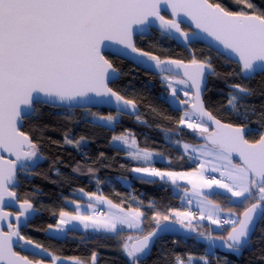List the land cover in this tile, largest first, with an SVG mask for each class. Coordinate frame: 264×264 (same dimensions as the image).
<instances>
[{"label": "snow or ice", "instance_id": "6c2138e0", "mask_svg": "<svg viewBox=\"0 0 264 264\" xmlns=\"http://www.w3.org/2000/svg\"><path fill=\"white\" fill-rule=\"evenodd\" d=\"M167 10L171 19L162 14ZM181 16L211 37L228 55V62L236 65L223 77L229 91L222 93L223 103L216 108L205 99L208 78H221L210 56L199 59L193 55L187 62L162 59L137 46V31L145 35L153 30V24H158L161 33L171 39L176 38L174 34L186 43L196 38L197 31L181 27ZM110 45L134 55L137 63L151 62L150 66L163 74L169 96L183 106L176 127L171 130L177 136L176 147L182 148L178 159L190 155L196 166L186 171L154 166V157L161 153L141 147L131 129L113 134L110 145L117 150L122 145L130 149L126 153L129 158L143 161L145 166L131 169L142 182L159 181L182 190L181 201L189 206L195 202L197 211L191 207L156 210L151 216L154 227L145 234L141 226L147 218L146 211L140 207L125 209L103 195L81 188L79 191L89 201L106 203L109 211L98 212L95 204L89 203L92 213H83L77 204L75 213L61 210L55 225L49 224L48 230L63 233L70 224L78 223L86 230L119 237L125 227L136 229L138 235H129L119 245L126 264H144L155 240L161 233L172 231L171 225L197 233L208 241L209 247L198 258L192 254L174 255L169 264H214L212 257L215 264H221L216 253L218 245L235 255L251 245L255 230L260 231L258 239H264V105L257 110V105L250 103L251 97L264 93L243 83L228 82L264 77V10L258 9L253 0H0V225L6 222L8 229L0 226V264H49L44 258L33 260L15 251L16 241L31 245L38 250L36 255L44 253L50 264H61L62 259L85 264L76 257L54 255L22 234V226L27 227L39 209L30 197L22 198L17 189L21 179L34 175V169L47 159L43 155L44 133L54 130L49 125H36L29 132L22 129L25 120L40 117L43 107L72 108L95 103L115 105V114H97L89 109L97 127L115 126L128 115H133L136 123L147 125L137 100L129 98L126 89L110 86L123 75L104 52ZM149 110L154 117L170 119L162 111L152 107ZM224 110L239 122H224L220 115ZM61 114L70 119V114ZM253 123L257 127H251ZM185 129L204 143L182 141ZM52 143L75 148L83 155L89 139L83 135L75 137L69 129L63 132L61 141ZM104 159L105 154L100 153L98 162L103 163ZM79 171V164L72 168L73 173ZM88 172L94 175L93 169ZM53 174L64 175L55 167ZM213 196L247 206L242 214L229 208L226 218H222L225 209ZM13 207L17 210H10ZM148 207L155 205L149 202ZM204 221L224 230L226 235H213L215 229L200 230ZM258 259L259 264H264V252ZM90 264H98L96 252L92 253ZM222 264H229L227 256Z\"/></svg>", "mask_w": 264, "mask_h": 264}, {"label": "trees", "instance_id": "16d2710c", "mask_svg": "<svg viewBox=\"0 0 264 264\" xmlns=\"http://www.w3.org/2000/svg\"><path fill=\"white\" fill-rule=\"evenodd\" d=\"M221 2L228 3L229 0H221ZM253 3L258 9L264 10V0H253ZM182 28L189 31L185 27ZM136 42L141 49L158 55L162 59H182L187 62L192 58L185 49L176 46L173 41L156 32H151L148 37L136 38ZM189 49L199 59L210 56L217 72L221 74V78H208L207 87L209 91L205 95L206 101L210 102L213 108H216L220 103H223L224 96L222 93L229 91L223 77L236 65L229 63L224 57L201 44H192ZM108 58L123 73L119 80L110 86L126 89L128 97L137 100L140 115L148 120L147 125L136 123L134 116H124L120 123L115 126L97 127L92 122L93 118L88 114L89 109L70 110L48 106L43 107L42 114L38 119L25 120L22 129L29 132L36 125H49L54 129L44 133L43 155L47 159L43 160L34 169V175L29 176L27 179L22 178L17 189L22 198L25 196L30 197L39 209L28 227L22 229V234L44 245L54 255L62 258L76 257L84 261L85 264H90L93 252L98 254V264H126L125 257L119 251V245L129 235L134 237L138 235V231L123 229L119 237L113 234L92 231H69L62 239L46 235L48 225H55L61 210L73 212L68 203H72V201H75V203L86 202L80 196L79 189L82 188L87 193L103 195L125 209L140 207L146 211L147 218L141 226L145 234L154 227V222L151 220L154 211H165L169 208L183 210L186 208L182 204L180 196L174 193L170 184L159 181L155 184H146L138 176L133 175L131 169L142 165L129 158L123 151L110 145V137L113 134H120L124 129L133 130L141 147H147L161 153L160 157L164 161H156L153 164L162 170L186 171L196 166L190 155L186 154L183 160L178 159L182 154V148L178 149L176 147L175 140L177 136L173 135L171 130L175 129V122L182 112L180 109L169 106V101L165 103V100H168L169 97V90L161 77H157L116 57L108 55ZM228 82L243 83L255 89L257 93H264V77L261 76L251 81L236 78L230 79ZM250 103L257 105V110H259V106L264 105V95H254L251 97ZM150 107L164 112L170 119L154 117L149 110ZM90 110L103 115L115 114L109 109ZM61 113L70 114V119H65V115ZM220 115L224 122H239L227 110L221 112ZM157 125L160 126L159 129ZM112 127H114V131L111 130ZM251 127L255 128L257 125L253 123ZM69 129L73 136L83 135L89 139V143L82 150L83 155L81 151H77L75 148L61 147L52 143V141H61L63 132ZM37 135H39V132H37ZM181 139L191 144H203L199 137L188 133L186 129ZM100 153L105 154L103 163L98 162ZM57 158H59L58 162H56ZM169 160H171V163H169ZM54 162L56 163L54 164ZM78 164L80 171L73 173L72 168ZM54 167L59 168L64 175L60 177L54 175ZM90 168L94 170V175L88 172ZM122 180L129 182V186H124ZM50 181H56V183ZM213 198L225 210L231 208L237 214H241L247 206L232 203L222 196H213ZM149 202H152L155 208H149ZM227 227L225 226V228ZM213 229V226L208 222H202L200 227L202 231ZM221 234L226 235V232L222 229L213 232V235ZM260 235V231L256 230L251 245L245 248L242 254L234 255L216 249L217 255L221 258V264L225 256H227L229 264H259L258 256L261 252H264V239H258ZM16 251L21 255L28 256L30 259L37 260L26 250L18 248ZM206 252L207 244L200 240L197 233L190 237L160 236L155 240L151 248V254L144 264H169L171 257L177 254L181 256L192 254L198 258ZM212 258L215 264V257ZM45 259L50 262L48 257ZM62 260L70 261L68 259Z\"/></svg>", "mask_w": 264, "mask_h": 264}, {"label": "water", "instance_id": "95a60500", "mask_svg": "<svg viewBox=\"0 0 264 264\" xmlns=\"http://www.w3.org/2000/svg\"><path fill=\"white\" fill-rule=\"evenodd\" d=\"M162 14L165 15V17L168 19L172 18L170 10H167V11L163 12ZM180 20L183 21V23L181 24V27L187 28L189 30V32H191L193 30L198 32V36L196 38H193L188 43H186L177 34H174V35H176L175 39L168 38L166 35L161 33V31L158 27V24H153L152 25L153 30H150L145 35H141V33L139 31H137L136 38L148 37L151 34V32H156V33H159V34L165 36L166 38L170 39L171 41H173L176 46L185 49L190 54V56H193V54H192L191 50L189 49V46L192 44H201V45L209 48L210 50L214 51L218 55L224 57L227 61H229L228 55L223 52L221 46H219L215 41H213L211 37H208L205 33H202V32H199V30H196L194 24H192L191 21L188 20L186 17L181 16ZM104 52L107 55L116 57L118 59L124 60L126 62L131 63V64H134L136 67H138L144 71H148L157 77H162V75H163L162 73L159 72V70L155 69L154 66H150L151 62H148L147 64L137 63V58L134 55L126 54L125 51L120 50L119 46H117V45H110L109 47L104 48ZM139 59L143 60L145 58H139ZM50 107L57 108L55 106H50ZM59 109H70V110H72V109H75V110L76 109H109L110 111L115 113V105L114 104H107V103L82 104L80 106H75L72 108H59ZM128 116H133V115H128ZM23 126H24V123H23ZM199 140L201 141V143H204V141L202 139L199 138ZM6 155L7 154H5V156ZM10 210L16 211L17 208L13 207ZM36 214L37 213L32 214L31 221L33 220V218ZM0 226L4 227L5 231L8 230L6 227V222ZM27 227L22 226V229L27 228ZM171 228L173 229L172 231L161 233L160 236L190 237V236H193L196 234L195 232H188V231L182 229L179 225H171ZM255 232H256V230L253 232L252 237L255 234ZM18 248H21L22 250H26L31 256H33L37 259H41V258L45 257V254L42 252L39 253L38 255H36L35 253L38 250L34 249L31 245L24 244L23 241H16V243H14V250L16 251V249H18ZM49 264H50V262H49ZM61 264H67V262L62 260Z\"/></svg>", "mask_w": 264, "mask_h": 264}, {"label": "rangeland", "instance_id": "374dc122", "mask_svg": "<svg viewBox=\"0 0 264 264\" xmlns=\"http://www.w3.org/2000/svg\"><path fill=\"white\" fill-rule=\"evenodd\" d=\"M161 79H162V77H161ZM162 81H163V80H162ZM180 98H181V99L184 98L182 92L180 93ZM168 101H169L170 105H171L173 108L182 109V107H183L182 105H179L178 103L174 102L170 96L168 97ZM102 123H104V122H102ZM112 147H113V146H112ZM114 148L117 149L116 147H114ZM119 150H120V151H123L125 154L127 153V151H130V149H126V148H124L122 145L120 146V149H119ZM162 160H163V159L160 157V155H157V156L154 157L152 163H155L156 161L162 162ZM134 161H136V160H134ZM163 161H164V160H163ZM136 162H137V163H140L142 166H145L144 163H143V161H136ZM133 175L138 176V174H136V173H133ZM122 183H123L124 186H129V182H127V181L122 180ZM172 187H173V186H172ZM173 191H174V193H175L176 195H178V196H181V195L183 194V193H182V190L176 189V188H174V187H173ZM79 194H80L81 197H83L84 199H87V200L89 201V199H88L87 196L83 195L82 193H79ZM89 202L95 204V210H96V211L101 210L100 207H102V208H104V210H106L105 213H107V212L109 211V207H108V205H107L106 203H105V204H98V203H96L95 201H89ZM89 202H88V204H89ZM70 204H71V203H70ZM88 204H84V205H81V204H80V206H85V211H86L88 214H91L93 210H92V209H89V208L87 207ZM182 204H184V205L186 206V208L191 207L192 210L197 211L196 206H195V202H193V205H191V206L187 205V204H186L185 202H183V201H182ZM72 206H73V205H72ZM112 211H116V210L113 209ZM72 213H75V212H72ZM226 213H227V210H225L224 213H221V216H222L223 218H226ZM206 222H207V221H206ZM212 226H213V228L215 229V226H214V225H212ZM125 229H126V230H131V231L136 230V229H128V228H126V227H125ZM215 230L218 231L219 229H215ZM69 231H78V232L92 231V232H96V231H94V230L91 229V228H89V229L86 230V229L83 228L82 225H80V224H78V223H74V224H70L69 227H68V229H66L63 233H56V232H53V231H49L48 228H47V230H46V235H48L49 237H53V238H57V239H62V238H64V237L68 234ZM199 237H200V236H199ZM200 240H202L203 242H205V243L207 244V249H208V247H209V243H208V241L205 240V239H203L202 237H200ZM217 245H218V242H217ZM217 248L221 249L222 251H226V252H227L226 249H224L223 247H219V245L217 246ZM67 264H71V261L67 262Z\"/></svg>", "mask_w": 264, "mask_h": 264}, {"label": "crops", "instance_id": "0c3cea01", "mask_svg": "<svg viewBox=\"0 0 264 264\" xmlns=\"http://www.w3.org/2000/svg\"><path fill=\"white\" fill-rule=\"evenodd\" d=\"M86 200V202L85 203H68V205H69V207L73 210V212H76L77 211V208H76V205L77 204H81V205H84V204H88V200L87 199H85ZM90 203V202H89ZM73 205V206H72ZM101 209H103L104 210V208H102V207H100ZM81 212H83V213H87L86 211H85V206H80V209H79ZM106 212V210H104V212L103 213H105ZM223 218V217H222ZM204 222H206V221H204ZM125 229V228H124ZM217 249H219V248H217ZM219 250H221V249H219Z\"/></svg>", "mask_w": 264, "mask_h": 264}, {"label": "built area", "instance_id": "2783aa9c", "mask_svg": "<svg viewBox=\"0 0 264 264\" xmlns=\"http://www.w3.org/2000/svg\"><path fill=\"white\" fill-rule=\"evenodd\" d=\"M216 175H218V174H216ZM100 209H101V208H100ZM98 212H102V213H103V212H104V210H103V209H101V210H99Z\"/></svg>", "mask_w": 264, "mask_h": 264}, {"label": "flooded vegetation", "instance_id": "af4514ba", "mask_svg": "<svg viewBox=\"0 0 264 264\" xmlns=\"http://www.w3.org/2000/svg\"><path fill=\"white\" fill-rule=\"evenodd\" d=\"M44 259L47 258V256L43 257ZM38 260V259H37Z\"/></svg>", "mask_w": 264, "mask_h": 264}]
</instances>
